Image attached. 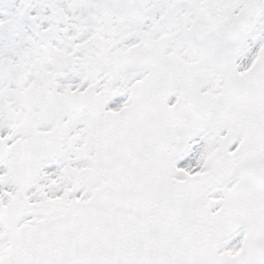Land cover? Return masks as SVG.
<instances>
[{"label": "snow or ice", "instance_id": "6c2138e0", "mask_svg": "<svg viewBox=\"0 0 264 264\" xmlns=\"http://www.w3.org/2000/svg\"><path fill=\"white\" fill-rule=\"evenodd\" d=\"M0 264H264V0H0Z\"/></svg>", "mask_w": 264, "mask_h": 264}]
</instances>
